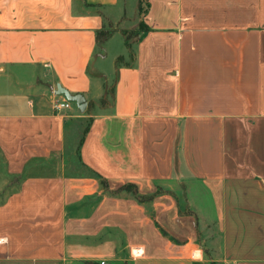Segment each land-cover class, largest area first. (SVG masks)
<instances>
[{
    "label": "crops",
    "instance_id": "0c3cea01",
    "mask_svg": "<svg viewBox=\"0 0 264 264\" xmlns=\"http://www.w3.org/2000/svg\"><path fill=\"white\" fill-rule=\"evenodd\" d=\"M126 3L0 0V264H264V0H138L108 73Z\"/></svg>",
    "mask_w": 264,
    "mask_h": 264
},
{
    "label": "rangeland",
    "instance_id": "374dc122",
    "mask_svg": "<svg viewBox=\"0 0 264 264\" xmlns=\"http://www.w3.org/2000/svg\"><path fill=\"white\" fill-rule=\"evenodd\" d=\"M137 3H138V0H127V3H126V8H127L126 13H128V15L126 14L127 19L126 21L123 20L119 23L120 28H125L124 33L126 36L123 34V32H118L108 42L106 41V39H104L100 44L99 51L105 53V55H104V58L98 59V64L102 67V69L105 72H108V73L111 72L114 66L115 54L118 55L120 53L126 52V37L128 38V42L130 46L124 56L130 57L131 59L133 58L132 43L135 42L141 29L144 27V23L143 21H141L140 12L137 14L136 18H134ZM132 20L134 21L131 23ZM114 30L115 29L104 30L105 34L103 35V37L109 36L110 33ZM112 83H113L112 80L107 81V85L109 86L108 88L110 91H111ZM107 96L109 95L107 94ZM1 163H2V157L0 155V164ZM0 171H2L1 165H0ZM1 173L2 172H0V176H1ZM203 216H205L208 219L210 217V215H203ZM208 219H206V222L203 221L202 223V225L205 228L207 227L204 233L207 232L208 234L206 233V235H208L207 237H209V241L204 240V244H206L207 242L208 246L211 245L216 255L219 256L220 255V235L218 234L217 227L214 225L213 222H211Z\"/></svg>",
    "mask_w": 264,
    "mask_h": 264
},
{
    "label": "trees",
    "instance_id": "16d2710c",
    "mask_svg": "<svg viewBox=\"0 0 264 264\" xmlns=\"http://www.w3.org/2000/svg\"><path fill=\"white\" fill-rule=\"evenodd\" d=\"M147 30H148V28H147L146 26H144V27L141 29L140 33H139V34H140V35H139V38H141V37L146 33ZM104 34H105V33H104V30H100V31H98V36H97V37H98V40H99L100 43H101L104 39H106V38L108 37V36L103 37ZM126 40H127V44H128V46H130L127 37H126ZM122 58H123V57H121L120 59H122ZM120 59H119V62H120ZM87 130H88V127L84 130V133H85ZM101 183H102L103 186H105V187L107 186V181H106L104 178H101ZM120 190H127V191L131 192L135 198H137L140 202H143V203L148 202V200L151 198V197H149V196H143V195L139 194V191H138L137 187H136L134 184L126 185V186L122 187L121 189L116 190V191L113 192V193H119ZM110 192H112V191H110Z\"/></svg>",
    "mask_w": 264,
    "mask_h": 264
},
{
    "label": "water",
    "instance_id": "95a60500",
    "mask_svg": "<svg viewBox=\"0 0 264 264\" xmlns=\"http://www.w3.org/2000/svg\"><path fill=\"white\" fill-rule=\"evenodd\" d=\"M57 94L65 95L66 98L72 102H75L81 111H85L87 108V101L82 94H71L68 90L58 86Z\"/></svg>",
    "mask_w": 264,
    "mask_h": 264
},
{
    "label": "built area",
    "instance_id": "2783aa9c",
    "mask_svg": "<svg viewBox=\"0 0 264 264\" xmlns=\"http://www.w3.org/2000/svg\"><path fill=\"white\" fill-rule=\"evenodd\" d=\"M72 103L73 102L68 100L67 98H64L63 100H58L55 104V109L58 111L69 109L71 108Z\"/></svg>",
    "mask_w": 264,
    "mask_h": 264
}]
</instances>
